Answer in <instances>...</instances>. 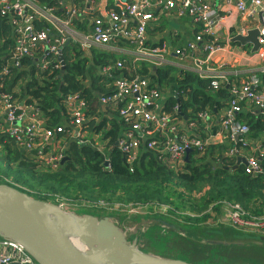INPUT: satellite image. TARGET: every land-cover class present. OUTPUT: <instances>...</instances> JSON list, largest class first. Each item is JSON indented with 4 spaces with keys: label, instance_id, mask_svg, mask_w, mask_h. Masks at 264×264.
I'll use <instances>...</instances> for the list:
<instances>
[{
    "label": "trees",
    "instance_id": "16d2710c",
    "mask_svg": "<svg viewBox=\"0 0 264 264\" xmlns=\"http://www.w3.org/2000/svg\"><path fill=\"white\" fill-rule=\"evenodd\" d=\"M38 1L41 6L61 10V0ZM76 3L84 4L82 0ZM110 9L121 13L113 6ZM97 18L98 14H90L88 19L83 18L75 25L93 30ZM153 19V15L148 19V35L161 29L151 24ZM35 24L43 29L39 21ZM131 26L136 27V24ZM117 44L120 48L134 49L130 40L118 39ZM14 51L13 29L7 18L0 17V93L41 112L44 128L54 135L51 144L64 150L65 159L52 168L38 149L23 151L15 137L0 133V158L4 168L14 170L20 177L16 180L0 172V183L13 179L14 188L35 199L67 202L66 209L74 213L75 209L86 208L92 215L97 212L98 218L119 219L124 228V224L134 225V222L125 223L129 212H139L138 216H130L132 221L148 219L156 223L144 234L145 240L154 241L158 246L165 241L178 246L173 248L177 252L166 256L169 259L188 262L185 256L190 255L195 256L198 264L264 262V229L240 227L225 221L226 212L232 207H239L245 219L264 221V174H248L244 164H238L237 156L248 160L260 158L261 152L253 151L249 145L254 141L264 145V115H236L238 121L249 127V133L236 148L229 140L223 144H206L210 137L208 127H213L212 134L219 130L216 123L230 99L228 86L222 85L217 90L211 86V80L202 79L195 72L181 70L180 73L173 66L133 63L132 56H121L98 47L84 51L76 43L62 49L64 70L63 67L57 69V65L62 66L61 62L44 51L40 53L42 62L34 63L33 59L25 57L19 67H10ZM44 63L49 66L46 70L42 68ZM108 68L109 74L106 73ZM120 79L128 83L147 80L148 91H157L161 96L157 101L161 113L172 123L188 119V126L191 123L196 126L194 132L185 128L177 134L158 133L161 144L151 149L148 144L152 138L146 134L148 138L146 141L140 138L137 157L131 162L129 155L119 147L124 133L136 135L133 123L120 114L131 98L115 99L106 105L100 103L101 98H113L117 94L116 83ZM234 80L231 78L232 84ZM75 97L85 104L83 131L89 133V143L85 145L70 139L72 127L64 128L66 123L73 122L66 104ZM150 110L155 111V107ZM203 113L209 114L208 120L199 117ZM59 128L62 131H57ZM147 132L155 134L149 129ZM195 135L204 147L191 148L187 161L186 152L182 162L171 167L164 151L166 138ZM234 149L240 154H232ZM260 164L264 170V157ZM152 227L158 229L157 234L152 233ZM211 240L218 242L211 243ZM228 240H238L243 245L226 244Z\"/></svg>",
    "mask_w": 264,
    "mask_h": 264
},
{
    "label": "built area",
    "instance_id": "2783aa9c",
    "mask_svg": "<svg viewBox=\"0 0 264 264\" xmlns=\"http://www.w3.org/2000/svg\"><path fill=\"white\" fill-rule=\"evenodd\" d=\"M84 4L76 3V0H61V10L48 5L41 6L38 0H0V17L7 18L14 32L15 51L12 53L10 67H19L20 60L27 57L34 63L44 61L40 57L41 52L53 55L60 62L59 57L62 49L69 44L76 43L84 51L92 48H106L113 53H119L118 39L130 40L134 43V49H123L132 56L133 63H148L153 67L170 66L188 72L197 73L200 78L211 80V86L217 90L222 85L230 88V99L224 110L225 116L216 124L219 130L212 134L213 127H208L210 137L206 144H223L226 141L233 143L234 148L249 133V127L237 120L236 115L251 113L259 115L264 113V68L259 72L253 70L247 58H236L231 52L229 41L234 35L245 36L257 28L259 30L258 42L261 46L257 56L261 58L264 65V0H220L222 7L218 9L210 0H82ZM83 5V8L81 7ZM113 6L121 13L110 9ZM60 12H64L63 15ZM90 14H98L99 18L93 22V30L88 27L78 28L76 22L88 19ZM154 16L151 24H158L162 16L171 15L174 18L189 17L193 22L202 26V32L196 36V43H189L184 49H178L170 54L167 44L162 46H151L148 43V19ZM237 16V18H236ZM237 19V20H236ZM39 21L43 29L35 22ZM238 22L242 24L238 25ZM250 22V25L248 24ZM136 24V27H132ZM81 26V25H80ZM227 39V44L221 38ZM197 43H202L199 49ZM200 51V52H199ZM198 53V54H197ZM227 60L221 63L215 61L216 56H226ZM175 54V55H174ZM236 62L232 68L231 61ZM184 61H191L189 66ZM124 63V62H123ZM120 63L117 64L120 67ZM48 63L43 64V70L48 69ZM62 66L57 65L59 69ZM238 69L234 84L228 78L229 69ZM111 70H106L110 73ZM263 73V74H260ZM118 92L113 98H101L102 105L110 104L112 101L131 98L125 103L120 114L126 121L133 123L136 132L124 133V139L119 142L121 150L129 155L131 162L137 157L140 141L147 139L146 134L152 138L148 148L160 145L157 134L172 132L177 134L179 129L175 123L161 113L157 101L160 94L157 91H148V81L135 80L126 82L118 80ZM0 106L5 115L0 122V133H6L15 137L18 147L23 150L38 149L39 154L46 158L48 166L55 168L64 161V150L56 151V147H50L54 141V135L46 130L42 124L41 112L31 106H25L13 96L0 93ZM71 113L73 122L66 127H72L69 137L80 145L89 143L87 134L84 133L85 104L83 101L70 98L66 105ZM155 107L154 110H150ZM1 115V114H0ZM202 119H209V114H199ZM155 132L148 134L147 130ZM186 131L194 132L196 126L189 124ZM57 131H62L59 128ZM35 140L40 143L35 144ZM251 143L249 147H252ZM257 144V142H256ZM167 154V162L171 167L181 163L186 152L191 148L202 149L204 144L199 136H174L167 137L164 144ZM262 142H259L253 151L260 153L258 159H246L245 170L248 174L261 176L264 170L260 164L264 157ZM232 154H240L234 149ZM239 158H245L237 155ZM67 206V202H59ZM88 207H91L89 204ZM66 208V207H64ZM67 210V209H66ZM68 211V210H67ZM225 221L237 225L264 229V221L245 219L239 207H232L226 212ZM0 264H38L27 251L17 242L0 237Z\"/></svg>",
    "mask_w": 264,
    "mask_h": 264
},
{
    "label": "water",
    "instance_id": "95a60500",
    "mask_svg": "<svg viewBox=\"0 0 264 264\" xmlns=\"http://www.w3.org/2000/svg\"><path fill=\"white\" fill-rule=\"evenodd\" d=\"M259 35L255 28L234 42L251 45L256 53ZM59 60L64 70L62 52ZM241 163L247 165L246 159L239 158ZM0 237L19 243L38 264H190L144 252L137 241L127 242L124 230L109 218L67 212L6 184H0Z\"/></svg>",
    "mask_w": 264,
    "mask_h": 264
},
{
    "label": "rangeland",
    "instance_id": "374dc122",
    "mask_svg": "<svg viewBox=\"0 0 264 264\" xmlns=\"http://www.w3.org/2000/svg\"><path fill=\"white\" fill-rule=\"evenodd\" d=\"M161 21L162 22H160V25H161V28L162 29L160 31H163V30L169 31L171 35H174L173 36V39H175V31H176L177 34H178V39H179L180 44L183 41H186L187 42L188 39L194 37L193 30L189 28V26L192 25L191 21L189 20V17L181 18V19H179V18H171V20H169L165 16H162ZM196 30H198V31L199 30H202V26L201 25L200 26L198 25L195 28V31ZM163 38H164V36H161L160 37V40H162ZM166 39L167 40H164L165 42H163L161 44L159 43L156 46H162V44H169L171 41H173V39L170 36L168 38H166ZM180 44H178L177 42L174 43L173 47L171 48V50H169V52L171 53L173 51V49L175 47H177L178 45H180ZM248 48L249 47H247V49ZM147 65H149V64H147ZM172 70L176 72L175 69L172 68ZM67 112H68V116L70 117L71 116V113L69 111H67ZM66 125H67V123H66ZM83 126H84V124H83ZM86 136L88 138L89 137V133H87ZM92 138H94V137L92 136ZM51 146L52 147H56V151H60V149H61L58 146H53V145H51ZM4 167L5 166H4L3 160L0 158V172L3 173V174H5V175H8L9 177H13L16 180L20 179L19 175H17L14 172V170H8V169H6ZM0 184H6V185H9V186H12V187H13V185H15L13 183V179H10V180H2V183H0ZM51 202L54 203L55 205L61 207L62 209L66 210V208H64L66 206L63 205L64 203L63 204L59 203L60 200L54 199ZM67 205H69V204L67 203ZM88 205H89V203H86V206H88ZM75 211H76L77 215H85V214H91L92 215V211H90V210H88L86 208H81L80 207L78 209H75ZM69 212H71V211H69ZM97 214H98L97 212H94L93 213L94 216H96ZM129 214H130V216L132 214H135V216H138L139 212L130 211ZM130 216H128L125 219V223L127 224V223L134 222V225H125L124 224L125 228L123 227V224L122 223L121 224L119 223V219H116L115 218L113 220L115 223L118 222L117 225L124 230V235H125V239L127 240V242L129 241L130 243H134L135 241H137L136 242V245L139 246L140 249H142V250L144 249L143 250L144 252H146L145 250H148L149 251L148 253H153L152 255L159 256V257L167 258L166 256H171L170 253L173 254V253L177 252V250L176 249H173V248H178V246L175 243H173V242L171 243V242L165 241L164 243H161L162 246L161 245L158 246L154 241L145 240L144 239V234L146 233V231H148L151 228V226L152 225H155L156 223H154L152 221H149L148 219H145L144 221H143V219H141L139 221L138 220L137 221H132ZM96 217H98V216H96ZM156 230L158 231V229H154V227H152V233L153 234L156 233ZM176 232L178 234H180L177 229H176ZM132 236H136V237L133 238V240H129V238L132 237ZM139 239L141 241H139ZM213 242H214V240H211V243H213ZM216 242H218V241H216ZM225 243L226 244H228V243H235L236 245H243V242L238 241V240L233 241V242H231V240H228L227 242L225 241ZM185 257L188 258L190 261H193V262L196 261L195 260V256L188 255V256H185ZM260 263L264 264L263 261H260ZM200 264H213V263L206 262V263H200Z\"/></svg>",
    "mask_w": 264,
    "mask_h": 264
},
{
    "label": "crops",
    "instance_id": "0c3cea01",
    "mask_svg": "<svg viewBox=\"0 0 264 264\" xmlns=\"http://www.w3.org/2000/svg\"><path fill=\"white\" fill-rule=\"evenodd\" d=\"M211 2H213V4L219 9L220 8V6L222 7V2L220 1V0H210ZM114 2V0H109V3L110 4H112ZM167 19H169V20H171V18H174V17H172L171 15H166L165 16ZM179 18V17H178ZM182 18H186V17H182ZM236 18H237V16H236ZM162 19V18H161ZM179 19H181V18H179ZM238 19V18H237ZM236 19V20H237ZM190 20V19H189ZM191 21V23H192V25L191 26H189V28L190 29H192L193 30V32H194V37L193 38H190V39H188V41L186 42V41H183L181 44H180V42H179V39H178V34H177V32L175 31V39H173V36L174 35H171L170 34V32L169 31H166V30H163V31H159V30H155L156 32L154 33V34H150V35H148V43L151 45V46H156L157 44H161V43H163V42H165L164 40H167L166 38H168L169 36L173 39V41H171L169 44H167V46H168V49L169 50H171V48L173 47V45H174V43H178V44H180V45H178L177 47H175L174 49H173V51L170 53L171 55H173V53H175V51L176 50H178V49H184L185 47H187L188 46V44L189 43H196V36L198 35V34H200L201 32H202V30H199V31H196L195 32V28L199 25H201V24H199V23H196V22H193L192 20H190ZM160 22H162L161 20H160ZM160 22H158V24H156L155 26H156V28L157 27H160L161 28V25H160ZM240 24H242L241 22H238V25H240ZM248 24L250 25V22H248ZM155 28V27H154ZM162 29V28H161ZM160 29V30H161ZM255 29V28H254ZM198 32V33H197ZM161 36H164V38L162 39V40H160V37ZM237 36H240V35H234V37H232L231 39H230V41H229V47H230V50H231V52H233L234 53V55H235V57L236 58H239V59H241V58H243V57H245V58H247V61L249 62V64L250 65H253L254 66V68H253V70L255 71V72H259V69L261 68V69H263L264 68V65H263V61L261 60V58L259 57V56H257V55H255V54H257V53H254L253 52V50H252V46L251 45H246V46H242V44H240V43H237V42H234V39L237 37ZM221 41L222 42H224V43H226L227 44V39H225L224 37H222L221 38ZM167 42V41H166ZM197 45H198V48L200 49L201 47H202V43H197ZM247 47H249L248 49H247ZM123 49H126V48H120V51H119V54H121V56H128V57H131L130 55H128L127 53H126V51H124ZM108 50V49H107ZM200 52V51H199ZM198 54V53H197ZM175 55V54H174ZM222 55H226V56H216V58H215V61L216 62H218V63H221V62H224V61H226L227 60V56H229V54L228 53H222ZM184 63H185V65H187V66H189L190 64H192V62L191 61H184ZM235 64H236V62L234 61V60H232L231 61V65H232V68L233 67H235ZM168 65H171V66H173L172 65V63H170V62H168ZM168 67H170V66H168ZM174 67H176V66H174ZM176 68H178V67H176ZM229 69V70H227L226 72L228 73V78H234V79H236V75H237V72H238V69H236V68H234V69ZM179 69V68H178ZM182 69H179L178 71H180V73L182 72L181 71ZM260 74H263V73H260ZM264 81V80H263ZM160 101V100H159ZM226 106H227V104H226ZM160 110H161V108H160ZM0 122H1V120L3 119V117H4V115H5V111H4V109L2 108V106H0ZM224 116H225V112L223 111L222 113H221V115H219V122L224 118ZM175 123V125H177V128L179 129V130H181V129H183V130H185V128H187L188 127V120L186 119V120H184L183 122H174ZM256 142L257 141H254L253 143H255V145L253 144V148H256V150H257V145H258V143L256 144ZM212 143H214V144H217V143H219V140L217 139V140H215L214 142H212ZM50 147H52L51 145H50ZM190 261V260H189ZM188 261V262H189ZM190 264H198L196 261H190L189 262Z\"/></svg>",
    "mask_w": 264,
    "mask_h": 264
},
{
    "label": "bare ground",
    "instance_id": "6f19581e",
    "mask_svg": "<svg viewBox=\"0 0 264 264\" xmlns=\"http://www.w3.org/2000/svg\"><path fill=\"white\" fill-rule=\"evenodd\" d=\"M53 220H54L55 222H58V220H57V219H53ZM70 224H71V223H70ZM116 224H117V223H116ZM69 240H70L72 243H75V241H76L74 238H71V237H70V239H69Z\"/></svg>",
    "mask_w": 264,
    "mask_h": 264
}]
</instances>
